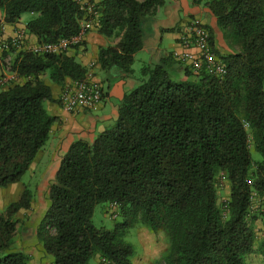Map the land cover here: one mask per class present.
<instances>
[{
  "label": "trees",
  "instance_id": "obj_1",
  "mask_svg": "<svg viewBox=\"0 0 264 264\" xmlns=\"http://www.w3.org/2000/svg\"><path fill=\"white\" fill-rule=\"evenodd\" d=\"M193 3L210 10L229 40L232 52L220 53L210 28L227 75L195 73L172 52L141 68L116 122L92 142L75 141L61 160L36 232L40 249L53 258L50 264H134V246L125 239L134 221L165 232L164 264H250L253 253L264 258V236L257 242L253 212L254 195L264 197V0ZM163 4L98 0L99 33L119 39L100 47L103 70L133 71L145 24ZM0 9L10 24L34 14L27 30L38 42L76 34L86 16L73 0H0ZM13 69L27 80L0 88V187L21 181L56 120L44 104L55 99L40 76L48 71L63 83L88 73L67 52L19 51ZM180 69L184 78L177 77ZM252 147L263 155L261 161L254 162ZM221 176L230 182L223 203L218 202ZM33 199L25 187L0 210V264H33L32 255L17 246V214L30 209ZM114 202V217L125 221L112 229L96 226L97 205ZM260 214L264 221V203Z\"/></svg>",
  "mask_w": 264,
  "mask_h": 264
},
{
  "label": "crops",
  "instance_id": "obj_2",
  "mask_svg": "<svg viewBox=\"0 0 264 264\" xmlns=\"http://www.w3.org/2000/svg\"><path fill=\"white\" fill-rule=\"evenodd\" d=\"M33 16L34 14H30L27 19L22 16L19 22L10 24L5 22L4 12L0 9V33L4 37H13L19 31H23L29 46L38 43L37 37L27 30V22ZM191 17L200 18L208 28L212 29L215 36V48L220 53L232 52V49L223 43L215 18L206 6L195 5L193 0H164V4L157 9L153 16L149 17L145 24L144 47L135 55L132 72L126 73L118 69L105 71L101 68L98 62L100 47L114 45L119 39L102 35L97 27L87 34L82 45L67 51L68 55L74 56L87 68L88 73H92L94 80L102 83L103 99L97 109L76 112L65 110L60 102V97L68 87L74 86L75 80L67 78L63 83H57L50 78L48 71L40 76L51 88L55 101H47V110L56 117V120L51 127L47 142L50 144L51 153L47 149L40 151V155L50 153L52 159L47 162L48 165L41 176L44 181L38 187V196L49 192L50 184L55 179L63 156L75 141L92 142L99 132L116 122L120 103L124 95L137 86L141 68L148 63H158L165 53L173 52L179 48L178 38L181 30ZM140 53H143V56L140 58L141 67L138 72L135 62ZM5 58L6 54L0 53V76L5 73ZM177 76L184 78V71L178 70ZM26 80L27 78L20 74L19 83L23 84Z\"/></svg>",
  "mask_w": 264,
  "mask_h": 264
},
{
  "label": "rangeland",
  "instance_id": "obj_3",
  "mask_svg": "<svg viewBox=\"0 0 264 264\" xmlns=\"http://www.w3.org/2000/svg\"><path fill=\"white\" fill-rule=\"evenodd\" d=\"M31 13H25L24 19L29 18ZM210 30V27H209ZM221 39L224 44H228V38H225L221 34ZM16 51L11 52L9 55L14 60ZM143 53L137 56L135 67L137 71H140V63ZM178 77V76H177ZM45 107L47 108V101H45ZM48 142V141H47ZM50 144L46 143L41 149H49ZM49 149V150H48ZM40 150V151H41ZM37 154L35 160L31 164L29 170L23 175L21 181L15 185L0 187V210L6 211L7 207L14 201L18 200L25 189L28 187L31 189L34 195L33 205L30 209H21L17 218H19L18 232H17V246L19 249L24 250L32 255L33 264H50L53 260L52 256L46 255L40 249L38 244L36 232L37 226L43 217L49 203L48 192L43 195H37L38 187L42 184L44 179L41 178L47 167V162L52 159L50 153L44 155ZM251 153L254 162L261 161L263 155L251 148ZM51 155V156H50ZM230 195V182L221 176L219 182V203H223L228 199ZM39 197V198H38ZM264 197L254 195L253 212L257 214L255 220V232L257 236V242H259L264 236V221L260 211L263 210ZM92 220L98 227L114 228L117 224L123 223L125 218L118 214L117 217L112 215L110 203H101L95 208ZM129 222H132L130 219ZM128 232L125 235L126 241L134 246L135 254L133 257L134 264H164L163 255L169 245L168 237L163 230L158 232L152 231L148 226L140 221H134L133 224L127 226ZM250 264H264V258L260 253H253L248 258ZM99 260H93V262Z\"/></svg>",
  "mask_w": 264,
  "mask_h": 264
},
{
  "label": "built area",
  "instance_id": "obj_4",
  "mask_svg": "<svg viewBox=\"0 0 264 264\" xmlns=\"http://www.w3.org/2000/svg\"><path fill=\"white\" fill-rule=\"evenodd\" d=\"M85 12L79 31L71 36L62 37L55 42H38L29 46L25 33L19 31L13 37H4L0 33V53L5 54V73L0 76V88L19 83L20 74L13 69V61L9 55L12 51H29L37 55L61 54L71 48L80 46L87 34L98 23V0H73ZM179 48L172 52L176 60L190 66L195 73L202 70L223 78L228 73V66L217 54L211 44L209 28L198 17H191L178 38ZM103 85L87 73L82 80L75 81L74 86L68 87L61 95L60 102L69 112L85 109H97L103 99ZM113 216L117 215L118 204L110 205ZM115 213V214H114Z\"/></svg>",
  "mask_w": 264,
  "mask_h": 264
}]
</instances>
